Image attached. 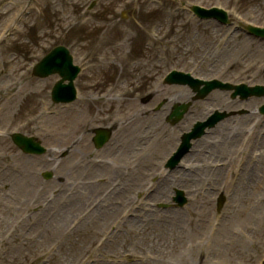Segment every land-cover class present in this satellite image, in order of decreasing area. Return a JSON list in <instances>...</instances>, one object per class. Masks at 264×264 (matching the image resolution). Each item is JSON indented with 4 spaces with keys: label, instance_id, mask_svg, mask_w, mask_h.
<instances>
[{
    "label": "rangeland",
    "instance_id": "obj_1",
    "mask_svg": "<svg viewBox=\"0 0 264 264\" xmlns=\"http://www.w3.org/2000/svg\"><path fill=\"white\" fill-rule=\"evenodd\" d=\"M90 1L98 0H0V34L15 12L22 24L21 32L0 51V264H258L264 257V120L255 111L264 100L226 105L228 111L246 107L251 114L228 119L220 124L223 128L204 137L198 149L202 156L189 155L170 173L192 176L175 182L171 177L162 186L165 194L149 198L147 204H140L139 198L161 182L157 185L152 177L135 182V172H128V165L112 153L124 136L121 126L135 120L136 106L150 108L146 117L162 123L165 115L153 112L156 103L179 97L177 89L188 90L165 85L166 94H150L171 69L233 84L264 85V43L243 33L228 41L229 30L179 10L187 2L222 4L235 22L241 15L264 26V0H104L85 23L83 12ZM58 45L69 47L76 65L87 68L76 82L80 101L71 109L51 101L58 76L39 79L30 69ZM219 94L198 103L208 112L223 108L231 99ZM41 99L51 106L49 113L42 111ZM198 103L183 122L167 124L166 138L170 133L178 138L205 117ZM101 108L109 119H99ZM77 112L89 119L82 128L69 120ZM139 123L137 133L144 135L150 124ZM228 123L229 133H221ZM113 125L118 127L111 141L95 151L92 130ZM15 132L37 137L48 153L23 154L9 138ZM230 133H237V139ZM157 140L155 134L145 136L143 148L148 142L156 148ZM213 144L220 147L213 149ZM108 147L112 153L106 152ZM170 149L162 157L146 155L148 172L154 164V169L160 166L158 158L167 160ZM94 155L100 159L98 168L89 169ZM110 157L119 165L113 161L108 167L105 160ZM132 158L136 164L141 160L134 152ZM216 160L229 162L228 167L219 173ZM237 163L244 169L237 171ZM47 173L51 179L44 178ZM250 175L259 184L249 192ZM96 178L101 180L92 182L99 187L94 194L86 181ZM176 187L188 198L185 209L176 210L179 215L158 208L172 203ZM221 192L227 202L219 210ZM206 193L208 202H203ZM181 217L178 227L175 219ZM120 222L114 234L106 236L107 229ZM154 224L160 225L154 229Z\"/></svg>",
    "mask_w": 264,
    "mask_h": 264
},
{
    "label": "bare ground",
    "instance_id": "obj_2",
    "mask_svg": "<svg viewBox=\"0 0 264 264\" xmlns=\"http://www.w3.org/2000/svg\"><path fill=\"white\" fill-rule=\"evenodd\" d=\"M153 88L157 91V92L153 93L154 96H156V95L159 96V95L166 94V88L165 87H160L158 85V87H153ZM182 89H184V88H182ZM164 91H165V93H164ZM177 92L180 94L179 97L175 94L174 97H170L171 100H177V99H182V98L191 99V97L193 95L188 90H179V89H177L176 93ZM219 95L223 96V94H219ZM220 99H222V98H220ZM239 99H240L239 97H236V98H233L230 102L224 101L223 102V110L228 111L229 107L228 106L226 107V105H230V104L231 105H237L240 102ZM175 102H178V101H175ZM196 105H197V103L193 102V106H196ZM198 106L203 108V106L199 105V103H198ZM136 108L137 109L135 110V113L137 115H136L135 120L132 123L126 124L125 126H123V125L121 126V129L124 132V136H123V138L122 137L120 138L121 139V143H119L117 145L119 150L117 151L118 153L116 154V156L118 158H121V157H126L127 158L128 156L132 155V153L134 152V154L136 153V157L144 156V155H147V154L149 155V153L153 157H159V156L162 157V155H164L163 152H165L168 148L172 147V149L169 150V154H170L174 150V148L176 147L175 142H176V140H178L176 135H173L172 133H170L167 138L160 137V134L163 133L162 131H166V129H167L166 126H164V125H162L160 123H156V122H152V121L148 120V118L146 117V114H147L149 108H144V107H140V106H136ZM234 109H236V106L234 107ZM68 112H71V111H68ZM202 112L205 113V114H209V112L204 110V108H203ZM98 113L100 115V118H99L100 120L107 118V113H106V109L105 108L99 109ZM74 115H75L74 117L73 116L69 117L70 123L73 122L74 127H76L78 122L81 125V128L84 127V125L89 122V119L87 117H85L84 115H80V112H77ZM76 115H79V117L75 118ZM261 118H263V116ZM107 119H109V118H107ZM191 120H192V116L189 117L188 121H191ZM139 122L150 124L149 130L145 133V135L155 134L156 138L158 139V141L156 143V145H157L156 148H154L155 144L153 146V149L150 150V151H147V150H145L143 148V141H144L145 135H141V134L137 133V131H139L138 127H137V125H140ZM220 126H219L218 130H220V128H223V127H220ZM229 131H230V126H229V123H228L227 125H225V129L221 133H225L226 134V133H229ZM231 131L238 132V129H232L231 128ZM239 131H240V128H239ZM77 132H78V130H77ZM230 134L235 135V136L232 137V139H237V133H230ZM227 138L230 140V137H227ZM163 139H166V140H163ZM201 145H203V144L199 143V146H201ZM110 150H111V148L107 149V151L112 153ZM231 152H234V151L232 150ZM126 158L124 159V161L121 160V162L122 163L125 162V164H126V162H127ZM163 158H165V157H163ZM158 159L162 160L161 158H158ZM143 161H147V160L145 158H142L140 161H137V164H136V161H135V165L133 167V171L135 172V175L137 176L135 182L138 181V180L140 181V180L149 178V177L156 178V177L160 176L161 186L150 196V198L154 197L155 195L159 196L162 193L165 194L164 193L165 192V188L162 187V186L165 184L166 181L170 180L171 177H173L172 182H175V181H179V179L183 180V179H187L190 176H192V174L179 173V175H177V176L172 175L170 177L164 178V175L162 173L159 174L157 172V170L154 169L156 164H154V167L148 172V169H146V168L151 164V162L150 163L147 162V164H143ZM263 161H264V158H263ZM222 170L223 169L218 170L219 173L222 172ZM203 172H207L206 167H205V169L203 167ZM206 180H208V179H206ZM258 184H259V182L255 179L254 175H250V177H249V185L247 186L246 190L249 191V189L250 190L253 189ZM142 187L143 186H140V189ZM89 188H91L92 193L96 194L97 189L99 187H89ZM248 191H246V193H248ZM208 195L209 194H207V193L205 194L203 202H208V199H207ZM171 212H172L171 214H178V215L181 213L180 211H176V210H172ZM156 217L158 219L165 218L162 215H157ZM175 220L178 221V223H177L178 227H179V225L183 224V218L182 217L181 218H176ZM159 225L160 224H154L152 226H153L154 229H157L159 227Z\"/></svg>",
    "mask_w": 264,
    "mask_h": 264
},
{
    "label": "water",
    "instance_id": "obj_3",
    "mask_svg": "<svg viewBox=\"0 0 264 264\" xmlns=\"http://www.w3.org/2000/svg\"><path fill=\"white\" fill-rule=\"evenodd\" d=\"M59 50H64V49H59ZM62 71V70H61ZM61 86V85H60ZM182 114H178V117H180ZM179 118H177V120H178ZM100 138V139H99ZM107 136H104L103 135V137L102 136H99L98 137V139L97 140H99V141H101V142H104V141H106L107 140ZM15 139H16V141L17 142H19L20 144H22V145H24L25 147H26V149H29L30 148V146L32 147V146H34V143H33V139H28V138H23V137H21V136H15ZM32 149H34V150H37V149H35L34 147H32ZM40 151H42L41 149H39Z\"/></svg>",
    "mask_w": 264,
    "mask_h": 264
}]
</instances>
